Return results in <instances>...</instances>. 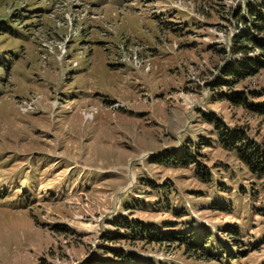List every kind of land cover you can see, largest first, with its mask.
<instances>
[{"label": "rangeland", "instance_id": "obj_1", "mask_svg": "<svg viewBox=\"0 0 264 264\" xmlns=\"http://www.w3.org/2000/svg\"><path fill=\"white\" fill-rule=\"evenodd\" d=\"M251 2L0 0L13 31L0 32V264H95L108 251L264 264V183L220 144L236 131L264 147V115L225 98L263 104L264 69L211 86ZM184 147L209 181L151 161ZM118 221L194 233L207 252L126 238Z\"/></svg>", "mask_w": 264, "mask_h": 264}, {"label": "trees", "instance_id": "obj_2", "mask_svg": "<svg viewBox=\"0 0 264 264\" xmlns=\"http://www.w3.org/2000/svg\"><path fill=\"white\" fill-rule=\"evenodd\" d=\"M241 6L245 9L244 14L241 11ZM235 19L237 25L242 26L243 30L239 36H235V41L228 48L230 56L233 57V64L231 68L227 66L226 69H223L221 80L211 84L213 88L218 86L230 91L236 84L256 76L261 69H264V0H253L251 3H243L242 5L239 3V8L235 12ZM0 32L13 34L12 29L5 25L4 20H0ZM254 51L256 52L255 56L248 55ZM225 98L235 107L248 108L252 112L264 115V103L260 105L250 104L244 98L242 92L230 91ZM218 123V121H215L216 125ZM220 144L225 150L232 151L248 172L264 183V147L261 144L248 140L243 134L236 131L220 135ZM150 158L155 163L165 164L174 168L197 165L199 169L197 176L204 181H209L207 177L210 174L200 171L203 166L197 161V152L191 148L184 147L180 153L172 152L170 155L163 154L159 157ZM221 205L215 204V206ZM117 225L124 228L127 235L126 238H140L142 241L146 240L147 244L155 242L160 244V241L166 238L169 240L173 239L179 242V246L183 247L185 251H192L195 254L199 250L195 246L199 244L202 245L201 250L207 252L206 245H203L205 238H203V241L196 237L191 239L190 235L194 236V233L189 236H183L182 234L187 232L168 229L166 228L168 227L167 224H163L160 229L146 226L138 221H118ZM106 239L111 243H115L116 239H120V236L113 234V236H107ZM108 252L111 253L109 257L112 261L103 258L95 264H146L129 254L125 255L117 251Z\"/></svg>", "mask_w": 264, "mask_h": 264}]
</instances>
